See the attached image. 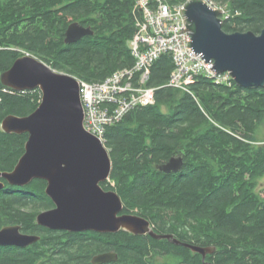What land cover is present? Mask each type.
<instances>
[{"label":"trees","instance_id":"1","mask_svg":"<svg viewBox=\"0 0 264 264\" xmlns=\"http://www.w3.org/2000/svg\"><path fill=\"white\" fill-rule=\"evenodd\" d=\"M136 1L0 0V76L25 55L86 83H102L131 68L129 43L141 19ZM208 1L229 13L221 25L225 33L262 31L264 0ZM72 23L93 34L66 44ZM173 68L171 56L162 54L147 82L155 103L130 110L107 128L111 173L100 186L119 196L124 214L146 219L157 235L214 252L202 262L184 246L148 235L47 230L36 224L41 212L53 208L47 184L32 180L19 187L1 180L0 230L19 226L40 239L26 248L0 246V264H34L52 259L44 256L52 252L88 264L89 254L111 248L138 264H151L156 255L169 257L165 264H264V191H257L264 177V144H255L264 122V88L243 89L199 76L185 92L167 85ZM40 101L39 90L16 92L0 82V173L14 170L28 138L4 133L1 122L30 115ZM173 157L182 159L180 172L157 169Z\"/></svg>","mask_w":264,"mask_h":264},{"label":"water","instance_id":"2","mask_svg":"<svg viewBox=\"0 0 264 264\" xmlns=\"http://www.w3.org/2000/svg\"><path fill=\"white\" fill-rule=\"evenodd\" d=\"M187 47L218 73H229L243 89L264 88V27L259 35L252 32L225 33L221 11L210 9L201 0H190L181 10ZM90 28L70 24L64 42L71 44L92 35ZM1 84L16 92L39 90L41 101L30 115L7 116L1 122L6 134H27L24 154L10 173H0V190L5 181L22 187L32 180H42L45 194L53 208L41 212L36 224L52 231L116 234L120 231L134 236L148 235L167 240L201 255L202 262L215 249L182 244L171 236L154 233L149 221L137 215H120L123 204L114 191H105L111 173V160L103 143L83 128L84 111L77 81L57 73L43 62L25 55L14 61L0 76ZM164 173L182 169L180 157L171 158L157 168ZM38 236L25 235L19 226L0 230V246L28 247L39 241ZM114 260L111 254L95 257L93 264ZM206 264V263H205Z\"/></svg>","mask_w":264,"mask_h":264},{"label":"built area","instance_id":"3","mask_svg":"<svg viewBox=\"0 0 264 264\" xmlns=\"http://www.w3.org/2000/svg\"><path fill=\"white\" fill-rule=\"evenodd\" d=\"M184 4L173 6L167 0L136 1L135 8L140 11L141 19L129 46L138 72L142 71L140 79L133 77L131 69L119 70L102 83L76 79L84 111L83 128L103 144L107 128L131 109L154 104L155 90L147 82L151 65L164 53L171 56L174 66L167 83L169 87L188 92V85L199 76L230 84L227 73H216L211 68L212 62L207 63L188 50L189 35L184 31L186 26L181 14ZM208 4L214 7L212 2Z\"/></svg>","mask_w":264,"mask_h":264},{"label":"flooded vegetation","instance_id":"4","mask_svg":"<svg viewBox=\"0 0 264 264\" xmlns=\"http://www.w3.org/2000/svg\"><path fill=\"white\" fill-rule=\"evenodd\" d=\"M120 215H127L124 214L123 211L121 212ZM71 234V233H68ZM80 234H85V233H78V234H71V235H80ZM129 234V233H128ZM141 237V236H140ZM171 243V242H170ZM5 247H9V246H5ZM192 253V252H191ZM106 254H111L112 256H114V260L105 264H138L136 262H132L129 258H127V256L122 255L120 253L115 252V248H111L108 251H103V252H99V253H94V254H89L88 259H87V263L88 264H93L92 260L94 257L96 256H100V255H106ZM65 254L62 253H57V252H52V253H45L44 256L47 257H53L50 260H38L36 263L34 264H75V262L71 261V259H67V258H62L61 256H63ZM165 260L166 262H168L169 257H167L166 255H156L153 259H151V264H165L162 263L158 260ZM147 259L144 258V261H146Z\"/></svg>","mask_w":264,"mask_h":264},{"label":"bare ground","instance_id":"5","mask_svg":"<svg viewBox=\"0 0 264 264\" xmlns=\"http://www.w3.org/2000/svg\"><path fill=\"white\" fill-rule=\"evenodd\" d=\"M189 1H190V0H189ZM201 1H203V2H204V3H205L210 9H212V10H214V11H221L220 19L222 20V22H223V20H225V19L228 18L229 15H225V9H224L223 7H220V6H217V5H214V4H213L214 7H211V6H209V4H208V2H210V1H208V0H201ZM133 58H134V57H133ZM134 61H135V58H134ZM154 62H155V61H154ZM154 62H153V63H154ZM212 63H213V62H212ZM152 65H153V64H152ZM152 65H151V67H152ZM151 67H150V69H151ZM126 69H131V71H132L131 74L133 75V77H135V78H137V79H140V78L142 77V76H141V75H142V71H139V72H138V70H137V68H136V66H135V62H134V65H133L131 68H126ZM122 70H123V69H122ZM118 71H119V70H118ZM113 74H114V73H113ZM227 74L229 75L230 83H234V81H233V79L231 78L230 74H229L228 72H227ZM110 76H111V75H110ZM110 76H109V77H110ZM106 79H107V78H106ZM106 79H105V80H106ZM105 80H104V81H105ZM104 81H103V82H104ZM154 96H155V95H154ZM154 103H155V102H154ZM135 108H137V107H135ZM133 109H134V108H133ZM131 110H132V109H131ZM123 117H124V116H123ZM123 117H122V118H123ZM122 118H121V119H122ZM121 119H120V120H121ZM120 120H119V121H120ZM119 121H116V123H118ZM114 124H115V123H114ZM114 124H113V125H114ZM111 126H112V125H111ZM105 148H106V147H105ZM106 150H107V149H106ZM108 180H109V179H108ZM108 180H107V181H108ZM107 181H106V182H107ZM101 188H102V187H101ZM122 204H123V203H122ZM20 232H21V228H20ZM21 233H22V232H21ZM22 234H24V233H22ZM31 245H32V244H31ZM29 246H30V245H29ZM192 253H193V252H192ZM198 255H199V254H198ZM207 255H208V254H207ZM207 255H206V256H207ZM200 256H201V255H200ZM206 256H205V257H206ZM96 257H97V256H96ZM205 257H204V259H205ZM94 258H95V257H94ZM94 258H93V259H94ZM204 259H203V261H204Z\"/></svg>","mask_w":264,"mask_h":264},{"label":"rangeland","instance_id":"6","mask_svg":"<svg viewBox=\"0 0 264 264\" xmlns=\"http://www.w3.org/2000/svg\"><path fill=\"white\" fill-rule=\"evenodd\" d=\"M214 5H217L215 4L214 2H212ZM219 6V5H217ZM225 15H229L228 12L225 11ZM255 144L256 145H260V144H264V122L262 123V125L259 127L257 133H256V136H255ZM257 191L259 192H263L264 191V177L261 178L259 181H258V187H257ZM159 263L162 262V263H165L166 262V259L165 260H158Z\"/></svg>","mask_w":264,"mask_h":264}]
</instances>
